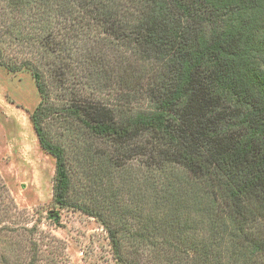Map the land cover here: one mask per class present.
Wrapping results in <instances>:
<instances>
[{
  "label": "trees",
  "instance_id": "obj_1",
  "mask_svg": "<svg viewBox=\"0 0 264 264\" xmlns=\"http://www.w3.org/2000/svg\"><path fill=\"white\" fill-rule=\"evenodd\" d=\"M0 45V65L36 81L31 121L56 160L54 202L99 219L120 264H139L125 254L133 238L164 264H264V0H0ZM13 46L35 62L8 60ZM52 87L69 95L61 107ZM53 119L81 141V200ZM137 157L138 187L126 167ZM143 187L146 213L133 206L145 197L124 203Z\"/></svg>",
  "mask_w": 264,
  "mask_h": 264
},
{
  "label": "rangeland",
  "instance_id": "obj_2",
  "mask_svg": "<svg viewBox=\"0 0 264 264\" xmlns=\"http://www.w3.org/2000/svg\"><path fill=\"white\" fill-rule=\"evenodd\" d=\"M26 51L13 46L7 59L17 65L27 60L35 62L34 53ZM117 56L114 52L109 58L115 62ZM69 89L78 91L84 88L74 81ZM51 91L57 107H61V99H69L65 90L52 87ZM41 100L29 69L13 73L0 65V186L3 185L5 191L0 199V257L7 250L11 252L13 248H22L23 256L16 253L9 259L7 254V261L13 264L15 260L23 259L25 264L30 262L37 248L41 260L36 264H120L114 255L109 234L99 219L74 207L63 208L54 202L56 160L41 148L31 121ZM100 100H103V95L96 92L95 102ZM49 123L46 125L50 126L48 132L56 143L67 149L73 176L72 199L81 200L91 187L78 170L77 146L81 141L68 137L65 128H61L56 119ZM95 146L106 153L114 150L103 143ZM130 161L126 163L130 180L137 187L144 185L143 179L148 175L146 158L137 157ZM130 196L145 197L141 205L135 199L133 206L145 213L149 210L146 202H150V198L145 187L124 199V203L131 207ZM136 243L133 238L125 246L129 259L134 258L139 264H164L160 254L153 255L146 247Z\"/></svg>",
  "mask_w": 264,
  "mask_h": 264
}]
</instances>
